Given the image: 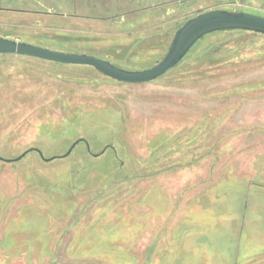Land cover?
Segmentation results:
<instances>
[{
  "label": "rangeland",
  "instance_id": "1",
  "mask_svg": "<svg viewBox=\"0 0 264 264\" xmlns=\"http://www.w3.org/2000/svg\"><path fill=\"white\" fill-rule=\"evenodd\" d=\"M224 2L264 17V0ZM68 30L80 34L20 35L131 70L159 62L173 37ZM226 35L207 34L144 84L0 53V156L90 146L0 160V264H264V36ZM225 39L237 58L192 79L194 55Z\"/></svg>",
  "mask_w": 264,
  "mask_h": 264
},
{
  "label": "flooded vegetation",
  "instance_id": "2",
  "mask_svg": "<svg viewBox=\"0 0 264 264\" xmlns=\"http://www.w3.org/2000/svg\"><path fill=\"white\" fill-rule=\"evenodd\" d=\"M228 3L224 0H0V27L10 32L9 39L22 42V36L25 37L20 35L22 33L41 41L75 39L80 33L73 30L74 35H65L68 28L88 25L120 27L126 36H155L162 41L172 32L174 37L193 17L208 10L229 7ZM87 149L90 151L88 146Z\"/></svg>",
  "mask_w": 264,
  "mask_h": 264
},
{
  "label": "water",
  "instance_id": "3",
  "mask_svg": "<svg viewBox=\"0 0 264 264\" xmlns=\"http://www.w3.org/2000/svg\"><path fill=\"white\" fill-rule=\"evenodd\" d=\"M230 30H245L264 34V17L244 11L224 9H214L200 13L176 31L168 51L157 64L142 70L124 69L107 60L86 53L52 50L3 37H0V53L32 56L65 64L88 65L114 80L130 84H144L157 80L173 69L202 37L213 32ZM80 140L84 141L90 149L87 141L79 139L63 156L45 158L39 149L31 150H36L45 161H51L58 157L69 156ZM31 150L24 152L15 159H6L0 156V160L5 162L19 161Z\"/></svg>",
  "mask_w": 264,
  "mask_h": 264
},
{
  "label": "trees",
  "instance_id": "4",
  "mask_svg": "<svg viewBox=\"0 0 264 264\" xmlns=\"http://www.w3.org/2000/svg\"><path fill=\"white\" fill-rule=\"evenodd\" d=\"M217 33L227 34L226 36L232 35V34L235 35L236 33H246V34L255 35V36L256 35L264 36V34H261V33L245 31V30L218 31ZM204 37H202L201 39H203ZM227 41L225 39L224 41L222 40V41H218L217 43H213L212 45L206 47L205 49H202L200 52L197 53V55H194L193 58H194V62L196 63V66L192 68V71L190 72L189 76H191L192 79L209 80L211 78H214V76L216 75H219V74L221 75L222 74L221 71H223L224 69H227L228 64L232 62L235 58H237L238 53H240V49H238V47L236 46H234V48L228 47L229 46L228 44L230 43ZM234 44H237V43H234ZM191 50L187 53L184 59L189 55ZM184 59L180 63H178L174 68L179 66L184 61ZM171 70H169L168 72H170ZM228 70H231V69H228ZM168 72L164 74L163 76H161L160 78L167 75ZM87 151L90 152L88 149ZM118 260L122 261L124 259L120 258ZM132 261L133 263L135 262L134 264L137 263L135 258H133Z\"/></svg>",
  "mask_w": 264,
  "mask_h": 264
}]
</instances>
